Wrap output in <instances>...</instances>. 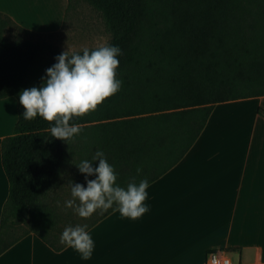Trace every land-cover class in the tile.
<instances>
[{
  "label": "trees",
  "instance_id": "1",
  "mask_svg": "<svg viewBox=\"0 0 264 264\" xmlns=\"http://www.w3.org/2000/svg\"><path fill=\"white\" fill-rule=\"evenodd\" d=\"M79 1L69 0L67 15ZM84 1L102 16L111 35L107 45L121 49V87L95 111L70 121L82 131L69 141L52 137L53 125L39 116L23 119L19 102L23 89L43 85L46 69L65 51L49 40L57 32L20 26L29 37L12 39L7 33L16 21L0 12V99L15 96L19 115L2 141L10 192L0 252L28 232L62 250L66 227L88 230L117 209L114 204L85 219L65 206L73 199L72 183L87 186L76 164L91 161L96 151L114 167L118 185L151 184L186 155L217 103L264 95V0ZM18 225L23 232L14 235Z\"/></svg>",
  "mask_w": 264,
  "mask_h": 264
},
{
  "label": "crops",
  "instance_id": "2",
  "mask_svg": "<svg viewBox=\"0 0 264 264\" xmlns=\"http://www.w3.org/2000/svg\"><path fill=\"white\" fill-rule=\"evenodd\" d=\"M69 0H0V12L38 32L63 29ZM264 95L217 103L186 155L147 188L138 219L116 209L88 229L94 250L83 260L28 232L0 264H207L226 248L236 264H264ZM15 96L0 99V225L10 182L2 141L18 120Z\"/></svg>",
  "mask_w": 264,
  "mask_h": 264
},
{
  "label": "clouds",
  "instance_id": "3",
  "mask_svg": "<svg viewBox=\"0 0 264 264\" xmlns=\"http://www.w3.org/2000/svg\"><path fill=\"white\" fill-rule=\"evenodd\" d=\"M82 53L66 49L56 57L58 62L46 69L47 79L41 87L23 89L19 95V102L25 109L23 119L43 118L53 125L51 136L64 141L74 139L82 131L79 125L70 123L74 117L95 111L121 87V81L116 78L117 57L121 54L118 46L102 44L92 50L84 47ZM97 160L98 166L93 167L92 162ZM76 165L85 174L87 186L72 183L73 199L67 200L65 206L79 217L90 218L98 210L107 211L114 204L126 218L138 219L148 211L144 203L148 196L147 179L139 184L133 180L126 188L118 185L117 173L102 151H96L91 161L82 160ZM141 171L137 169L138 174ZM93 175L94 179H88ZM87 227H66L60 237V243L74 249L83 260H89L94 250Z\"/></svg>",
  "mask_w": 264,
  "mask_h": 264
},
{
  "label": "rangeland",
  "instance_id": "4",
  "mask_svg": "<svg viewBox=\"0 0 264 264\" xmlns=\"http://www.w3.org/2000/svg\"><path fill=\"white\" fill-rule=\"evenodd\" d=\"M7 34L12 39L29 37V34L16 23L11 24ZM110 36L99 12L88 2L80 0L70 8L63 29L49 36V40L62 49L73 51L107 44ZM23 229V225L16 226L13 229L14 235L22 233Z\"/></svg>",
  "mask_w": 264,
  "mask_h": 264
},
{
  "label": "built area",
  "instance_id": "5",
  "mask_svg": "<svg viewBox=\"0 0 264 264\" xmlns=\"http://www.w3.org/2000/svg\"><path fill=\"white\" fill-rule=\"evenodd\" d=\"M207 264H236L230 251L226 248H214L210 250Z\"/></svg>",
  "mask_w": 264,
  "mask_h": 264
}]
</instances>
